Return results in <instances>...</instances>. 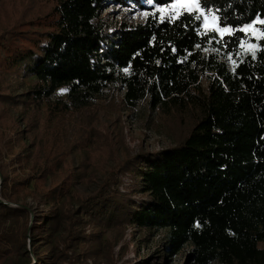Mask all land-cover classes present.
<instances>
[{
  "label": "trees",
  "instance_id": "trees-1",
  "mask_svg": "<svg viewBox=\"0 0 264 264\" xmlns=\"http://www.w3.org/2000/svg\"><path fill=\"white\" fill-rule=\"evenodd\" d=\"M174 1L0 0V264H87L106 230L128 227L163 231L166 252L187 249L194 264H264V27L255 54L232 69L218 58L238 56L249 39L241 29L264 19V0H204L203 11L232 29L223 37L204 31L194 10H155ZM109 2L147 9L144 22L109 32ZM20 73L32 83L18 93ZM204 73L212 76L202 87ZM109 86L123 91L126 110L145 101L198 115L178 145L120 164L131 191L111 175L80 196L75 181H94L113 156L84 123Z\"/></svg>",
  "mask_w": 264,
  "mask_h": 264
},
{
  "label": "rangeland",
  "instance_id": "rangeland-1",
  "mask_svg": "<svg viewBox=\"0 0 264 264\" xmlns=\"http://www.w3.org/2000/svg\"><path fill=\"white\" fill-rule=\"evenodd\" d=\"M150 5L149 2L146 3ZM103 10L101 17L105 23L110 26L109 32L112 31L116 24L121 22L129 24H137L144 22L147 9L138 8L136 5H117L109 2ZM192 8L191 5L178 3L177 0L166 6H156L162 16H176L183 10ZM203 21V30L210 32L214 31L219 36V29L229 27H220L218 23H214L209 18L207 26H205L204 16L195 8ZM264 19H256L251 24V28L244 26L242 29L248 35V41L243 42L240 52L237 57L231 55L227 57H218L225 62L229 69H232L238 60L248 54H255L258 50L257 40L263 36ZM224 33V34H227ZM255 47H252V46ZM217 53L210 48L203 50V54ZM231 57V59L229 58ZM212 75L204 73L201 75V85L205 87ZM13 87L18 88V93L24 92L32 83L31 77L24 76L23 73L16 74L12 77ZM123 91L117 86H109L105 88L103 94L96 100L92 107L95 114L94 119L90 122L86 121L77 115L78 122L92 124L96 129L101 131L109 140L110 147L113 151L112 159L109 161L105 171L96 174L92 182L75 181L73 189L80 196H88L95 193L98 186L111 175H117V170L120 164L126 158L143 152H156L164 148H169L178 145L191 129L195 117L198 115L196 108L186 106L178 109L172 106L159 109H150L145 101L140 103L133 110H126L122 103ZM21 107L11 110V115L19 120ZM86 114V113H85ZM76 116L69 117L71 123L69 127L76 126ZM20 122V120H19ZM0 127V131H2ZM7 132V139L11 143L16 142L17 135L15 129L10 128ZM6 138V137H5ZM104 139V138H102ZM102 141V140H101ZM98 139V142H101ZM8 159V158H7ZM68 161L71 169L77 167L79 161L75 153L68 155ZM11 167V166H10ZM17 170L18 167L15 166ZM11 174V169H8ZM18 172L21 170L18 169ZM117 178L120 180L118 186L119 191L126 193L131 191L130 186L133 185V178L128 173H119ZM141 197L139 195L135 198ZM29 205H33L31 199L27 200ZM91 228L87 230L89 232ZM99 250L96 254L87 260V264H194L193 260L188 257V250L183 249L176 255H170L165 250V235L163 231H135L128 227L126 232L106 230L103 234V239L98 245Z\"/></svg>",
  "mask_w": 264,
  "mask_h": 264
},
{
  "label": "snow or ice",
  "instance_id": "snow-or-ice-1",
  "mask_svg": "<svg viewBox=\"0 0 264 264\" xmlns=\"http://www.w3.org/2000/svg\"><path fill=\"white\" fill-rule=\"evenodd\" d=\"M178 3L184 4V5H191L192 8H195L197 11L201 12V15L204 16L205 20V26H207L209 18L211 17L212 21L214 23L218 22L219 24H223L222 19L217 18L210 10L207 12H204L203 10L207 8V5L204 3V0H177ZM192 8H188V11H192ZM196 19H200V16H196ZM261 23H264V21H261ZM248 28H251V25L247 26ZM221 32V36L223 37L224 33L229 32L228 28H221L219 29ZM243 30V29H241ZM252 47H255L254 45ZM254 54V53H253ZM231 59V57H229ZM235 64V61H233Z\"/></svg>",
  "mask_w": 264,
  "mask_h": 264
}]
</instances>
